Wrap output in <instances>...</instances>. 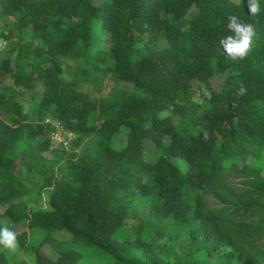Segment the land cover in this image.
<instances>
[{"label":"trees","instance_id":"1","mask_svg":"<svg viewBox=\"0 0 264 264\" xmlns=\"http://www.w3.org/2000/svg\"><path fill=\"white\" fill-rule=\"evenodd\" d=\"M259 3L0 0V226L26 229L0 264H264ZM233 15L254 27L237 59ZM57 125L74 139L51 150Z\"/></svg>","mask_w":264,"mask_h":264},{"label":"clouds","instance_id":"2","mask_svg":"<svg viewBox=\"0 0 264 264\" xmlns=\"http://www.w3.org/2000/svg\"><path fill=\"white\" fill-rule=\"evenodd\" d=\"M247 11L249 14L259 13V0H249ZM227 27L229 30H232L235 35H229L226 40L222 41L225 51L232 59L243 58L247 54L252 43L254 36L253 25L243 23L240 21L239 17L233 15L230 17V23ZM243 91L242 89V92ZM0 248L10 251H17L19 249L16 232L7 226H0Z\"/></svg>","mask_w":264,"mask_h":264},{"label":"rangeland","instance_id":"3","mask_svg":"<svg viewBox=\"0 0 264 264\" xmlns=\"http://www.w3.org/2000/svg\"><path fill=\"white\" fill-rule=\"evenodd\" d=\"M95 1V4L97 6L101 5L104 1H107V0H94ZM192 12H195V9H192ZM93 31L95 32V34L97 35H101V37L104 39H107V34L103 31L102 27H101V21L100 19H95L94 23H93ZM103 35V36H102ZM104 41V40H102ZM0 47H3V44H0ZM228 77V73H224V74H221L215 78H213L210 82L211 84V87L218 91L222 88V86L224 85L226 79ZM124 88L123 85H121L120 83L116 82L115 80L109 78L107 79L106 81V89L105 91L103 92L104 95H106L108 93V89L110 88ZM193 93H194V99L195 100H200L202 98V96L204 95V89L203 87L198 83V82H194L193 83ZM25 111L27 112V108L29 106L28 104V101H25ZM127 139H128V136L126 133L124 134H121V135H118L115 139H114V142H113V145L115 147H119L120 145L121 146H125L126 142H127ZM144 147H145V151L147 154H153L154 152V145L152 144L151 140H146L145 141V144H144ZM51 154V153H50ZM49 154V155H50ZM2 212V210L0 211ZM23 231H26L25 228H16L15 229V232L16 233H21ZM70 238V235H68V233L66 232H61L59 234H55V239L56 240H59V241H63V240H67ZM42 252L44 255H46L47 257H52V258H55L56 254L55 252H53L52 248L50 247V245H45L43 248H42ZM21 256V254L19 255Z\"/></svg>","mask_w":264,"mask_h":264},{"label":"built area","instance_id":"4","mask_svg":"<svg viewBox=\"0 0 264 264\" xmlns=\"http://www.w3.org/2000/svg\"><path fill=\"white\" fill-rule=\"evenodd\" d=\"M74 137L72 135H67L66 137L63 136L60 133V127L57 125L56 126V133L52 137V146L51 150L57 149L58 145H62L63 147L67 148L69 144L73 141Z\"/></svg>","mask_w":264,"mask_h":264}]
</instances>
